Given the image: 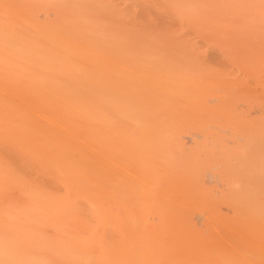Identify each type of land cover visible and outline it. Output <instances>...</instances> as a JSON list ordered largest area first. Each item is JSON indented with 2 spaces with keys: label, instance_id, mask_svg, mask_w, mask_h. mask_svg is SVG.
<instances>
[{
  "label": "bare ground",
  "instance_id": "6f19581e",
  "mask_svg": "<svg viewBox=\"0 0 264 264\" xmlns=\"http://www.w3.org/2000/svg\"><path fill=\"white\" fill-rule=\"evenodd\" d=\"M0 264H264V0H0Z\"/></svg>",
  "mask_w": 264,
  "mask_h": 264
}]
</instances>
